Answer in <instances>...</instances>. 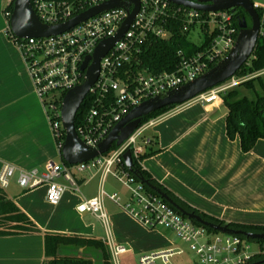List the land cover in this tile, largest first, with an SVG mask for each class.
I'll list each match as a JSON object with an SVG mask.
<instances>
[{
	"label": "built area",
	"instance_id": "2783aa9c",
	"mask_svg": "<svg viewBox=\"0 0 264 264\" xmlns=\"http://www.w3.org/2000/svg\"><path fill=\"white\" fill-rule=\"evenodd\" d=\"M106 1L109 0H30L40 22L48 27L65 24ZM138 1L139 11L129 30L100 60V75L86 97L90 95L91 106L75 127L80 140L91 150L97 149L113 128L143 102L165 97L219 64L235 47L240 33V28L237 29L234 25L236 11L232 9L205 12L176 5L168 0ZM122 2L121 6L92 16L63 33L29 38H20L13 34L10 28L13 10L6 9L10 36L23 54L61 151L66 139L62 120L65 95L86 81V70L81 69L86 58L94 55L102 41L116 37L136 7L133 1ZM253 3L255 9L261 12L260 36H264V2ZM177 23L181 24L183 32L192 35L197 31L200 34L203 42L197 45L201 49L192 54L180 50V62L173 71L155 73L138 69L132 73V68L139 64L143 46L155 39L171 38ZM211 27L213 30H210ZM207 38H210L209 44L206 43ZM91 63L92 60L89 65ZM262 74L264 71L245 77L234 76L199 94L190 102H221L224 93ZM158 118L140 124L134 134L120 146L113 145L109 151L95 159L73 165L80 173L95 170L101 174L100 194L84 199L78 206V211L97 216L110 236V221L104 209L103 198L107 197L118 205L122 202L119 192L109 194L104 188L111 175L128 189V198L123 208L134 219L152 230H171L177 238L188 244L189 252L172 246L141 257L139 264H254L252 260L264 253V247H260L259 251H252L250 240L242 235L223 233V236L213 237V232L182 215L159 194L150 192L126 166L124 155L127 151H131L133 160L135 158L141 162V156L152 144L149 130ZM16 174L17 183L24 190L47 185V199L55 205L61 201L68 189L81 192L80 184L67 163L61 165L49 162L43 169L31 170H18L14 165L6 163L0 172L1 188H9ZM61 179L68 186L61 183ZM109 250L112 264H120L119 258L129 251L113 241H110ZM177 258L185 260L177 262Z\"/></svg>",
	"mask_w": 264,
	"mask_h": 264
},
{
	"label": "crops",
	"instance_id": "0c3cea01",
	"mask_svg": "<svg viewBox=\"0 0 264 264\" xmlns=\"http://www.w3.org/2000/svg\"><path fill=\"white\" fill-rule=\"evenodd\" d=\"M9 1L0 0V172L6 163L18 170L43 169L49 162L58 163L62 154L23 54L10 36L5 15ZM227 115L223 100L214 104L188 102L161 115L149 130L150 147L159 152L142 161V167L201 212L226 223L263 225L264 139L244 153L239 138L231 140L227 135ZM17 178L18 174L7 189L0 186V192L37 225L39 232L0 236V264H44L48 233L100 239L108 250L113 241L139 259L165 246L151 245V234L157 230L134 219L122 202L118 205L103 198L110 236L97 216L78 211L84 199L100 194V173L77 177L85 191L68 189L56 205L47 199V185L24 190ZM60 182L68 186L64 179ZM121 186L127 200L128 189Z\"/></svg>",
	"mask_w": 264,
	"mask_h": 264
},
{
	"label": "trees",
	"instance_id": "16d2710c",
	"mask_svg": "<svg viewBox=\"0 0 264 264\" xmlns=\"http://www.w3.org/2000/svg\"><path fill=\"white\" fill-rule=\"evenodd\" d=\"M53 1V0H46ZM72 1V0H56ZM15 0H10L7 7L13 10ZM261 16L260 10H257ZM245 19L251 26V19L243 9H237L234 25L239 29L240 22ZM210 38H207L209 44ZM139 55V64L132 68V73L138 69H146L150 72L173 71L180 62L178 52L184 51L192 54L201 49L191 40V34L181 30V24H176L171 38L155 39L142 48ZM264 71V36H260L253 54L248 62L237 72L240 77H245ZM90 95L83 102L75 118V127L81 122L91 106ZM224 105L228 109L226 119V132L231 140L239 138L241 149L244 153L252 151L256 143L264 139V74L255 76L240 83L237 87L222 95ZM178 105L166 106L143 118L144 124L152 118L171 111ZM159 150L149 149L140 158L141 162L134 158L133 168L130 170L138 180H144L146 188L157 193L152 187L160 189L170 197L178 206L187 212L195 213L202 219L220 225H227L232 230L244 233L264 234V224L226 223L223 220L210 216L193 208L171 190L158 182L147 170L142 167V161L153 156ZM65 163V162H64ZM175 208V207H174ZM176 209V208H175ZM195 224L199 223L193 221ZM209 232L214 230L207 228ZM39 232L37 225L22 211L13 201L0 192V236L18 235ZM264 247V241H258ZM46 261L44 264H112L107 245L103 240L88 238L79 235H63L48 233L45 235ZM69 248H79L87 251V254H74ZM88 252L90 254H88ZM254 264H264V253L256 256Z\"/></svg>",
	"mask_w": 264,
	"mask_h": 264
},
{
	"label": "water",
	"instance_id": "95a60500",
	"mask_svg": "<svg viewBox=\"0 0 264 264\" xmlns=\"http://www.w3.org/2000/svg\"><path fill=\"white\" fill-rule=\"evenodd\" d=\"M130 1L135 2L136 7L133 12L130 13L128 19L123 23L116 37L102 41L98 45L94 55L88 56L83 63L81 69L83 71L86 70V81L69 90L65 95L62 105V120L63 127L66 130V139L61 154L64 162L69 165L88 162L109 151L113 145L120 146L134 134L142 123L143 118L151 113L166 106L186 104L199 94L234 77L250 59L260 37L261 20L252 0H168L176 5L205 12H217L229 9L237 11V9H243L251 19V26H248L247 21L243 19L239 25L240 33L236 40L235 47L225 59L196 80L181 87L179 90L170 92L165 97L143 102L113 128L108 137L99 144L97 149L91 150L87 148L78 137L75 129V118L91 88L98 80L100 75V60L129 30L139 11V1ZM122 3V0H109L87 10L65 24L48 27L40 22L33 11L30 0H15L10 19V28L13 34L20 38L57 35L105 10L121 6ZM90 60H92L91 65H89ZM124 160L126 166L131 170L133 168L131 151L125 153ZM141 181L144 184L146 183L144 180ZM152 188L182 215L206 228L226 234L242 235L249 240L264 241V234L244 233L232 230L227 225L208 222L199 215L182 209L160 189L155 187Z\"/></svg>",
	"mask_w": 264,
	"mask_h": 264
},
{
	"label": "rangeland",
	"instance_id": "374dc122",
	"mask_svg": "<svg viewBox=\"0 0 264 264\" xmlns=\"http://www.w3.org/2000/svg\"><path fill=\"white\" fill-rule=\"evenodd\" d=\"M252 1L257 2V3H263L264 2V0H252ZM8 3H7V5H8ZM210 30H213V27H211ZM191 40L196 44H201L203 42V38L200 36V34L197 31L191 35ZM235 76L240 77V75L238 73H236ZM58 163L61 165L64 164V160L62 157L59 158ZM69 166L72 168V173L76 178L80 177L82 175H88L89 173L95 172V170H93V171L89 170V171H84V172L80 173L77 171V167H75L73 165H69ZM15 178H16V176L13 178V180ZM93 186H94V183H93ZM104 188H105L106 192H108L109 194H112L113 192H120L122 194V204L126 203V198H125L126 190L119 183H117V181L115 180V178L113 176L110 175L108 177V179L106 180V182L104 184ZM81 189L85 191L86 188L83 187ZM93 221L96 225L99 226V223H98L99 221L97 222L95 219H93ZM216 235L223 236V233L218 232V231H213V237H215ZM249 243H250V246L252 247V251L256 252V251L260 250L261 246H260V243H258V241L250 240ZM162 244H165V246L163 248L157 249L156 251L164 250V249H167V248L172 247V246H174V247L178 246V247H181L184 250H187L189 252L188 244L186 242L180 240L179 238H177L175 232H173L171 230H167L165 228H159V229H157V231H155L153 234H151V245L157 246V245H162ZM68 250L72 251L74 254H87V251H85L83 249H79V248H69ZM88 254H90V253L88 252ZM119 259H120V264H139V257H135V256L129 255V254L123 255ZM182 260H185V258H177L176 259L177 262H180Z\"/></svg>",
	"mask_w": 264,
	"mask_h": 264
}]
</instances>
